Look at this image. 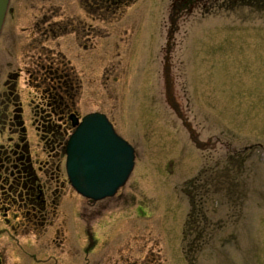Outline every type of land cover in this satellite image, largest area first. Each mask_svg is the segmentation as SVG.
<instances>
[{
	"label": "rangeland",
	"instance_id": "1",
	"mask_svg": "<svg viewBox=\"0 0 264 264\" xmlns=\"http://www.w3.org/2000/svg\"><path fill=\"white\" fill-rule=\"evenodd\" d=\"M44 1L11 0L0 64L23 68L27 48L43 47L44 62L75 75L78 115L106 114L134 168L92 202L60 152L63 231L18 229L27 217L12 205L9 225L0 214L3 264H264V0H192L181 12L185 0H129L100 20L80 0H48L57 36L28 46ZM31 84L20 75L27 125ZM27 137L36 146L30 125Z\"/></svg>",
	"mask_w": 264,
	"mask_h": 264
},
{
	"label": "flooded vegetation",
	"instance_id": "2",
	"mask_svg": "<svg viewBox=\"0 0 264 264\" xmlns=\"http://www.w3.org/2000/svg\"><path fill=\"white\" fill-rule=\"evenodd\" d=\"M125 1L80 0V7L87 12V16L100 20L107 19L106 12L109 13L110 9L114 11L121 5L128 7L129 0ZM190 1L192 0L183 1L177 11L181 12L187 4H191ZM44 2L51 4L40 9L41 12L34 22L36 34L40 38L30 36L28 46L35 45L42 38L57 36L54 29V26H57V20H54L56 12L53 11L56 8L53 6L56 5L48 0ZM50 7L52 8L49 9ZM90 7L95 9V13ZM8 12L9 6L0 38L7 23ZM15 50L11 43L6 52L11 55ZM27 50L33 52L28 64L23 68L15 67L9 60L0 64V74L7 70L3 81H0V137L8 134L7 144L0 143V214L3 222L9 225L7 215L11 206L17 205L20 214L24 218L27 217L25 223L17 224L18 229H36L35 231L41 235L52 229L55 235H60V231L63 230L55 223L58 217L56 208L59 206L63 191V188L61 190L59 188V156L60 152L65 156V145L75 130V122L80 121L85 115L80 117L76 111L75 75L71 76L68 68L44 62L41 54L43 47L34 46ZM21 74L26 75L27 84L32 87L33 83L37 91L36 101L31 99L27 107L30 114V129L35 131L39 139L34 147L27 137L29 125L24 119L25 108L17 93ZM40 155H45V159ZM48 199L52 203L50 210L47 209ZM87 236H91L88 229ZM2 252L7 253V248ZM2 256L3 254L0 255V264L4 262Z\"/></svg>",
	"mask_w": 264,
	"mask_h": 264
},
{
	"label": "water",
	"instance_id": "3",
	"mask_svg": "<svg viewBox=\"0 0 264 264\" xmlns=\"http://www.w3.org/2000/svg\"><path fill=\"white\" fill-rule=\"evenodd\" d=\"M10 0H0V32ZM65 145L68 182L82 198L98 202L113 197L134 168V147L122 138L103 113L75 122Z\"/></svg>",
	"mask_w": 264,
	"mask_h": 264
},
{
	"label": "trees",
	"instance_id": "4",
	"mask_svg": "<svg viewBox=\"0 0 264 264\" xmlns=\"http://www.w3.org/2000/svg\"><path fill=\"white\" fill-rule=\"evenodd\" d=\"M189 198H190V202L192 203V200H191V199H192V197H190V195H189Z\"/></svg>",
	"mask_w": 264,
	"mask_h": 264
},
{
	"label": "bare ground",
	"instance_id": "5",
	"mask_svg": "<svg viewBox=\"0 0 264 264\" xmlns=\"http://www.w3.org/2000/svg\"><path fill=\"white\" fill-rule=\"evenodd\" d=\"M68 141V140H67Z\"/></svg>",
	"mask_w": 264,
	"mask_h": 264
}]
</instances>
